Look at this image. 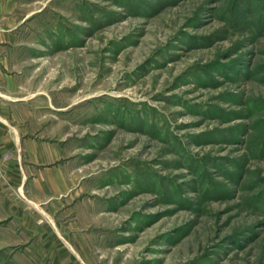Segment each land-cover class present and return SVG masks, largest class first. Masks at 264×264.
Returning <instances> with one entry per match:
<instances>
[{
	"label": "rangeland",
	"instance_id": "rangeland-1",
	"mask_svg": "<svg viewBox=\"0 0 264 264\" xmlns=\"http://www.w3.org/2000/svg\"><path fill=\"white\" fill-rule=\"evenodd\" d=\"M0 264H264V0H0Z\"/></svg>",
	"mask_w": 264,
	"mask_h": 264
},
{
	"label": "crops",
	"instance_id": "crops-1",
	"mask_svg": "<svg viewBox=\"0 0 264 264\" xmlns=\"http://www.w3.org/2000/svg\"><path fill=\"white\" fill-rule=\"evenodd\" d=\"M6 124V106L0 102V127Z\"/></svg>",
	"mask_w": 264,
	"mask_h": 264
}]
</instances>
